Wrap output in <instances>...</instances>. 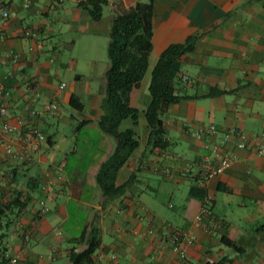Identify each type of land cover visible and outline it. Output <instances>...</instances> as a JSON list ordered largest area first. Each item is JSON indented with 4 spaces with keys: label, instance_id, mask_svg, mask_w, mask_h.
Instances as JSON below:
<instances>
[{
    "label": "crops",
    "instance_id": "0c3cea01",
    "mask_svg": "<svg viewBox=\"0 0 264 264\" xmlns=\"http://www.w3.org/2000/svg\"><path fill=\"white\" fill-rule=\"evenodd\" d=\"M78 1L0 0V85L8 92L7 117L0 118V210L18 193L27 202L12 216V225L0 230L2 249L18 254L23 264H56L61 258L71 264L68 250L85 249L93 232L99 244L94 264H151L172 260L173 243L183 230L194 236L185 264H259L264 256V0H122L127 7L151 2L154 32L148 69L130 93V105L139 111V146L115 183L130 176L133 181L117 197H105L95 179L117 144L97 123L117 0L104 7L99 21ZM193 34H199L195 49L180 62L183 77L191 78L190 83L182 79L181 86L192 98L171 104L162 118L170 148L147 153L144 111L151 100V71L169 44ZM72 96L79 109L70 105ZM48 103L57 110L47 111ZM5 121L14 133L2 131ZM209 125L216 127V142L232 127L243 129L245 147L234 140L224 144L233 155L231 166L202 185L190 164L204 152L196 133ZM131 127L125 119L119 129ZM31 128L43 139L26 160L21 134ZM7 142L11 155L3 151ZM48 187L53 194L47 198ZM206 197L209 212L196 221ZM45 198L49 210L41 213L39 201Z\"/></svg>",
    "mask_w": 264,
    "mask_h": 264
},
{
    "label": "trees",
    "instance_id": "16d2710c",
    "mask_svg": "<svg viewBox=\"0 0 264 264\" xmlns=\"http://www.w3.org/2000/svg\"><path fill=\"white\" fill-rule=\"evenodd\" d=\"M110 1L112 0H79L78 6L86 11L90 19L99 21L104 7ZM153 32L151 2H136L127 7L122 0H117L107 46L109 67L105 72V97L97 120L101 131L113 136L117 142L114 152L100 165L95 175L96 182L105 197L122 195L133 181V176H130L122 185L115 183L119 170L139 146V137L135 129L139 111L130 105V93L139 85L148 69ZM198 37L199 34H193L182 42L169 44L161 52L151 71L148 86L151 100L144 111L149 128L147 153L155 149L163 151L171 146L162 118L171 104L192 98L181 86L183 75L180 71V62L184 56L194 51ZM70 105L75 109L80 108L78 104H75L73 96L70 99ZM125 119H130L133 127L120 130V124ZM40 201H44L46 210H43ZM40 201V212L48 211L46 198ZM26 207L27 202L21 200V194H16L0 210V230L12 225V216L19 214ZM2 236L3 234L0 237ZM84 237L85 232L78 241ZM221 241L237 249L235 242L231 239L222 238ZM86 242L87 247L81 251H76L74 248L68 250L67 257L71 264H94L92 255L99 244L93 232L89 234ZM5 251L0 244V264L6 262ZM206 264H222V261L208 260Z\"/></svg>",
    "mask_w": 264,
    "mask_h": 264
},
{
    "label": "built area",
    "instance_id": "2783aa9c",
    "mask_svg": "<svg viewBox=\"0 0 264 264\" xmlns=\"http://www.w3.org/2000/svg\"><path fill=\"white\" fill-rule=\"evenodd\" d=\"M3 15L7 16V11H3ZM26 34L32 36L35 35L31 32H26ZM183 80L188 83L191 82V78L188 76H184ZM65 86V83H61L59 87L62 89ZM7 96L8 92L4 87L0 85V118L2 119L6 118L8 113L6 103ZM44 108L47 111H55L58 107L55 103H48L44 105ZM29 113L31 116H34L36 114L34 110H30ZM1 129L5 134H12L15 132V127L6 121L3 122ZM215 132L216 127L214 125H209L204 130L196 133V138L202 142V148L204 152L196 161H194V163H191L190 166L195 168L196 175L198 176L199 182L202 185L206 184L212 178L221 175L231 166L233 162V155L225 150L224 144H226L230 140H234L237 146L245 147L246 136L243 129L239 127L230 128L221 142H216L213 140V138H215ZM204 134L207 137L206 139H203ZM21 135V138L24 142V147L27 150L25 159L30 160L32 158L33 152L38 150L39 142L41 139H43V136L36 128L28 129ZM3 151L5 152V154L11 155L13 153L11 143L7 142L4 146ZM47 193V198L51 197L53 194V189L51 187H48ZM40 204L43 206V210L47 209L45 207L44 201H40ZM210 205L211 200L209 197H206L202 205L200 206L199 213L195 216L196 221L200 220L203 214L209 212ZM24 238L27 239L28 236H24ZM193 242L194 236L192 234L187 231L180 230L177 233L176 240L174 241L172 246L174 254L172 260L168 262L156 261L151 264H185L187 261L188 246ZM5 257V264H23L18 254H8L6 252ZM259 264H264V256L260 260Z\"/></svg>",
    "mask_w": 264,
    "mask_h": 264
},
{
    "label": "rangeland",
    "instance_id": "374dc122",
    "mask_svg": "<svg viewBox=\"0 0 264 264\" xmlns=\"http://www.w3.org/2000/svg\"><path fill=\"white\" fill-rule=\"evenodd\" d=\"M56 264H64V258L62 259H59L57 262H56Z\"/></svg>",
    "mask_w": 264,
    "mask_h": 264
}]
</instances>
